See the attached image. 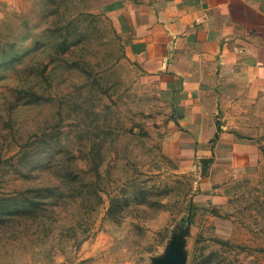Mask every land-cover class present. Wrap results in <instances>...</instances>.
Instances as JSON below:
<instances>
[{
	"label": "rangeland",
	"instance_id": "obj_1",
	"mask_svg": "<svg viewBox=\"0 0 264 264\" xmlns=\"http://www.w3.org/2000/svg\"><path fill=\"white\" fill-rule=\"evenodd\" d=\"M158 93L100 0H0V264H264V98Z\"/></svg>",
	"mask_w": 264,
	"mask_h": 264
},
{
	"label": "crops",
	"instance_id": "obj_2",
	"mask_svg": "<svg viewBox=\"0 0 264 264\" xmlns=\"http://www.w3.org/2000/svg\"><path fill=\"white\" fill-rule=\"evenodd\" d=\"M162 103L190 122L264 98V0H100Z\"/></svg>",
	"mask_w": 264,
	"mask_h": 264
},
{
	"label": "trees",
	"instance_id": "obj_3",
	"mask_svg": "<svg viewBox=\"0 0 264 264\" xmlns=\"http://www.w3.org/2000/svg\"><path fill=\"white\" fill-rule=\"evenodd\" d=\"M72 174V175H71ZM69 175H71L72 176V179H69L68 181H69V186H71V187H68V190H71V191H74V190H76V189H74L75 188V186H76V184H75V182L73 181V178L75 179L76 178V176H77V172L76 171H72V170H70L69 171Z\"/></svg>",
	"mask_w": 264,
	"mask_h": 264
}]
</instances>
